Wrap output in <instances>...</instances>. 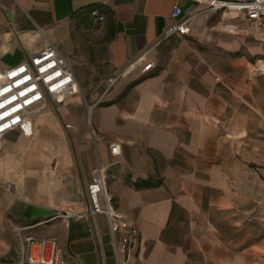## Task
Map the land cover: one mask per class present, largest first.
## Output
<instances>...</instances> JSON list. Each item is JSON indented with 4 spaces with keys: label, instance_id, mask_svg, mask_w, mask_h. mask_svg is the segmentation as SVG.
Masks as SVG:
<instances>
[{
    "label": "crops",
    "instance_id": "0c3cea01",
    "mask_svg": "<svg viewBox=\"0 0 264 264\" xmlns=\"http://www.w3.org/2000/svg\"><path fill=\"white\" fill-rule=\"evenodd\" d=\"M177 2L190 32L160 40ZM92 3L110 12L72 17ZM206 8L0 0V74L53 42L79 87L0 139V262H17L24 227L56 238L68 264H264V173L244 168L264 159V32ZM131 63L88 118L84 101ZM247 144L256 147L246 155ZM98 164L114 207L138 228L128 254L115 252L107 217L91 213Z\"/></svg>",
    "mask_w": 264,
    "mask_h": 264
},
{
    "label": "built area",
    "instance_id": "2783aa9c",
    "mask_svg": "<svg viewBox=\"0 0 264 264\" xmlns=\"http://www.w3.org/2000/svg\"><path fill=\"white\" fill-rule=\"evenodd\" d=\"M196 1L207 5L206 12L220 9L237 12L245 17L251 26L264 32V0ZM92 14L95 18H103L96 11ZM171 17L173 23L161 34L160 40L174 34L183 36L190 32L191 17L182 14L178 2L172 7ZM133 64L106 76L99 83L101 92L97 100L93 103L84 101L88 118L121 75L132 69ZM151 66V63L145 64L142 71L146 72ZM77 93L79 87L68 58L61 53L55 43L48 42L37 53L0 74V139L9 131L21 126L33 113L45 108L48 101H62ZM94 134L92 130V135ZM109 151L112 156H117L120 154V147L116 143H110ZM105 170L106 166L98 164L94 180L87 186L91 213L104 214L107 217L115 252L122 251L128 254L130 248L138 242V228L114 207L105 188ZM4 188L8 191L12 190L11 184L4 185ZM62 216L73 217L76 214L66 212ZM25 229L19 227L16 230L20 249L17 262H0V264H68L56 238L25 234L23 232Z\"/></svg>",
    "mask_w": 264,
    "mask_h": 264
},
{
    "label": "trees",
    "instance_id": "16d2710c",
    "mask_svg": "<svg viewBox=\"0 0 264 264\" xmlns=\"http://www.w3.org/2000/svg\"><path fill=\"white\" fill-rule=\"evenodd\" d=\"M94 10H97L100 14H108L110 12L108 6L102 3H92L75 10L72 17L76 19H80L81 17L88 19ZM146 184L152 185L154 183L147 181Z\"/></svg>",
    "mask_w": 264,
    "mask_h": 264
},
{
    "label": "rangeland",
    "instance_id": "374dc122",
    "mask_svg": "<svg viewBox=\"0 0 264 264\" xmlns=\"http://www.w3.org/2000/svg\"><path fill=\"white\" fill-rule=\"evenodd\" d=\"M254 147H256V145H254V146L251 144L245 145L244 146L245 154L247 155V153L251 152ZM262 148H264L263 145H262ZM244 164H245V166H244L245 169H248V168L249 169L253 168V169H257V170L260 169L264 173V159H260L257 161L249 160V161H245Z\"/></svg>",
    "mask_w": 264,
    "mask_h": 264
}]
</instances>
